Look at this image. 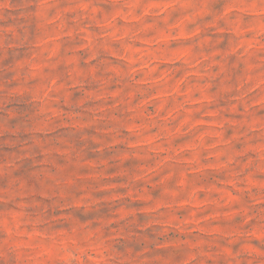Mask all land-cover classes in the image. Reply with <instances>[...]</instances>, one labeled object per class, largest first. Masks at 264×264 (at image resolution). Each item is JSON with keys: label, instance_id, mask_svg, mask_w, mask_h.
Listing matches in <instances>:
<instances>
[{"label": "rangeland", "instance_id": "obj_1", "mask_svg": "<svg viewBox=\"0 0 264 264\" xmlns=\"http://www.w3.org/2000/svg\"><path fill=\"white\" fill-rule=\"evenodd\" d=\"M0 264H264V0H0Z\"/></svg>", "mask_w": 264, "mask_h": 264}]
</instances>
